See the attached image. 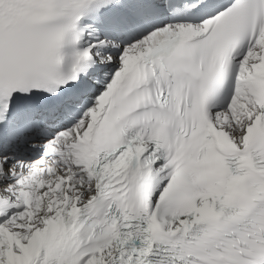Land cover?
I'll return each instance as SVG.
<instances>
[{
	"label": "snow or ice",
	"instance_id": "snow-or-ice-1",
	"mask_svg": "<svg viewBox=\"0 0 264 264\" xmlns=\"http://www.w3.org/2000/svg\"><path fill=\"white\" fill-rule=\"evenodd\" d=\"M0 264H264V0H0Z\"/></svg>",
	"mask_w": 264,
	"mask_h": 264
}]
</instances>
